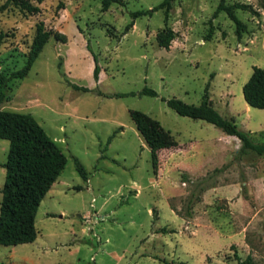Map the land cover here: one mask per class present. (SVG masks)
Masks as SVG:
<instances>
[{
	"label": "rangeland",
	"instance_id": "374dc122",
	"mask_svg": "<svg viewBox=\"0 0 264 264\" xmlns=\"http://www.w3.org/2000/svg\"><path fill=\"white\" fill-rule=\"evenodd\" d=\"M103 1L29 0L35 15L12 5L0 13L2 76L25 65L37 24L66 38L51 37L25 78L0 83V110L32 115L67 159L38 208L36 240L0 245V264H238L235 254L264 264V154L241 153L236 137L166 104L197 106L207 93L220 116L264 144V110L242 95L253 68L264 70V0H175L169 50L156 44L162 10L124 34L132 13L163 0ZM220 3L249 7L235 10L240 37L224 11L214 17ZM144 88L157 96L139 95ZM130 111L177 143L156 153L155 171ZM8 150L0 140V202Z\"/></svg>",
	"mask_w": 264,
	"mask_h": 264
},
{
	"label": "trees",
	"instance_id": "16d2710c",
	"mask_svg": "<svg viewBox=\"0 0 264 264\" xmlns=\"http://www.w3.org/2000/svg\"><path fill=\"white\" fill-rule=\"evenodd\" d=\"M34 1L41 2V0ZM174 1L163 0L152 10L132 13V21L126 26L124 34L133 27L134 20L138 17L151 15L153 12L162 10L165 27L157 33L156 44L158 48L169 50L172 41L176 38V33L167 26L168 13ZM111 3L112 0H104L103 9L108 8ZM11 5L28 15H35L39 12V8L31 4L29 0H7L0 7V13ZM62 7L63 4H60L59 9ZM248 8L243 4L225 6L220 3L214 17L219 12L224 11L229 19L235 23L236 34L240 37L245 26L236 17L235 10H247ZM211 35L212 28L206 36V40L210 39ZM4 37L5 34L0 32V45ZM51 37L61 42L66 40L62 34L46 31L43 23L37 24L25 65L8 77L0 75V83L4 85L8 80L25 78ZM93 59L95 63L93 77L97 81L100 66L97 64V57L93 55ZM83 90L85 91V89ZM139 95L157 96L153 90L148 88H144ZM242 95L249 107L264 110L263 69L253 68L250 78L242 87ZM3 98L4 92H1L0 101ZM166 104L181 117L204 121L221 130L225 135L236 137L241 143V153L252 151L259 156L264 154V144H254L246 132L238 129L232 118L227 119L220 116L209 103L207 93L202 103L197 106L186 104L176 98L169 99ZM129 116L140 137L150 150L152 168L155 171L157 167L156 153L163 149L173 148L177 146V143L158 121L145 113L130 111ZM0 140L9 142L7 161L2 166L5 169V178L0 202V245L17 246L33 243L37 238L35 218L38 208L64 170L67 159L62 149L46 134L30 114L0 110ZM76 167L86 181L83 167L78 163H76ZM235 258L238 264H255L250 255L241 259L235 254Z\"/></svg>",
	"mask_w": 264,
	"mask_h": 264
}]
</instances>
